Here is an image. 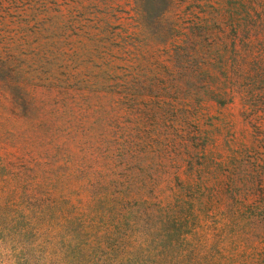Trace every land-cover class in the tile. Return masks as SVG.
<instances>
[{
    "label": "rangeland",
    "instance_id": "rangeland-1",
    "mask_svg": "<svg viewBox=\"0 0 264 264\" xmlns=\"http://www.w3.org/2000/svg\"><path fill=\"white\" fill-rule=\"evenodd\" d=\"M0 264H264V0H0Z\"/></svg>",
    "mask_w": 264,
    "mask_h": 264
}]
</instances>
